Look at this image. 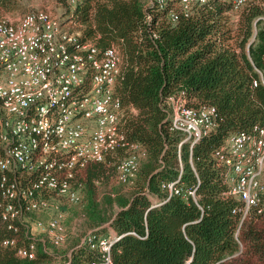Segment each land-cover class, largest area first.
Masks as SVG:
<instances>
[{
	"label": "trees",
	"instance_id": "16d2710c",
	"mask_svg": "<svg viewBox=\"0 0 264 264\" xmlns=\"http://www.w3.org/2000/svg\"><path fill=\"white\" fill-rule=\"evenodd\" d=\"M56 1L67 6V0ZM19 5L0 0V18ZM241 7L214 0L173 24L167 20L172 5L151 8L146 22L144 0H82L66 13L79 43L114 46L121 56L115 96L123 109L124 145L101 162L75 169L71 181L93 235L108 236V224L117 237L109 264H264V212L252 208L239 224L241 203L226 195V171L215 158L229 136L264 125V9L247 5L232 25L227 14ZM180 91L188 106L217 113L215 131L191 149L186 143L178 148L182 137L169 131L163 107ZM129 145L140 147L138 171L121 184L117 166ZM112 180L132 186V193L104 191ZM171 182L182 192L168 198L162 185ZM192 189L196 203L183 196ZM5 239L26 241L22 230L8 231L2 223L0 243ZM54 258L40 246L32 260L0 246V264H46ZM64 261L92 264L97 257L83 246Z\"/></svg>",
	"mask_w": 264,
	"mask_h": 264
},
{
	"label": "built area",
	"instance_id": "2783aa9c",
	"mask_svg": "<svg viewBox=\"0 0 264 264\" xmlns=\"http://www.w3.org/2000/svg\"><path fill=\"white\" fill-rule=\"evenodd\" d=\"M81 1L67 0V5L75 8ZM212 1L144 0L146 22L151 8L172 5L167 20L173 24L179 15L188 17ZM247 1L232 3L238 8ZM79 41V32H70L44 11L15 22L0 20V224L14 233L22 230L26 238L21 245L5 239L0 246L15 249L20 259H34L38 246L51 255L67 241L65 213L58 202L80 204L71 186L74 170L101 162L124 145L123 109L115 96L121 56L113 46L102 50ZM163 107L169 131L182 137L178 148L186 143L191 149L217 128L215 109L188 106L181 91L165 99ZM140 156V147L129 145L117 166L118 183L135 178ZM215 158L226 171V195L241 203L239 224L252 208L264 212V125L229 136ZM162 188L168 198L182 192L176 182ZM183 196L196 203L195 189ZM39 214L47 219L36 218ZM116 240L114 234L95 237L88 231L66 259L86 246L97 257L92 264H109Z\"/></svg>",
	"mask_w": 264,
	"mask_h": 264
},
{
	"label": "rangeland",
	"instance_id": "374dc122",
	"mask_svg": "<svg viewBox=\"0 0 264 264\" xmlns=\"http://www.w3.org/2000/svg\"><path fill=\"white\" fill-rule=\"evenodd\" d=\"M220 1L232 4L233 0ZM19 2V8L11 12L5 13L0 18V20L6 19L11 22H15L27 13L35 11H44L47 12L51 17L57 19L60 23H62L65 28L69 29L70 31L77 32L75 30V26L67 20L68 16L66 14L67 12L71 13L74 8H71L68 5H62L56 0H19ZM250 4H258L264 9V0H248L247 3L241 8L236 10L233 9L230 13L227 14L232 25L237 24L238 13L240 12V10ZM262 19L264 20V16L262 17ZM114 48L117 50L116 47ZM113 190H118L122 194L130 195L133 189L132 186L119 185L115 180H112L104 191L111 192ZM58 203L60 209L65 213V224L67 227L68 237L67 241L59 249L52 250V248L49 247V249L52 250L51 255L56 258L46 264H63L64 259L66 260L67 253L71 249H73V247L78 243L79 239L86 232L94 230V228L90 227V225L85 221V219L81 215V206L67 205L61 201ZM104 228L108 230V236H110V233L112 232L109 229L108 224L105 225Z\"/></svg>",
	"mask_w": 264,
	"mask_h": 264
},
{
	"label": "crops",
	"instance_id": "0c3cea01",
	"mask_svg": "<svg viewBox=\"0 0 264 264\" xmlns=\"http://www.w3.org/2000/svg\"><path fill=\"white\" fill-rule=\"evenodd\" d=\"M35 217L38 219H43V220L47 219V215H44V214H39V215H36ZM110 235H112V233H110Z\"/></svg>",
	"mask_w": 264,
	"mask_h": 264
}]
</instances>
